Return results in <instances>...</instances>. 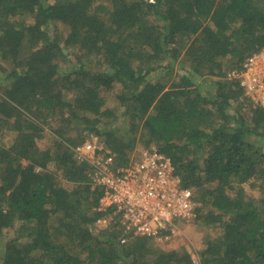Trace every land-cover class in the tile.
I'll list each match as a JSON object with an SVG mask.
<instances>
[{"label": "trees", "instance_id": "trees-1", "mask_svg": "<svg viewBox=\"0 0 264 264\" xmlns=\"http://www.w3.org/2000/svg\"><path fill=\"white\" fill-rule=\"evenodd\" d=\"M261 51L264 0H0V264H194L116 222L95 231L111 210L72 151L88 134L117 165L137 140L171 158L191 220L215 229L198 264H264V106L228 77ZM116 89L122 134L103 108Z\"/></svg>", "mask_w": 264, "mask_h": 264}, {"label": "built area", "instance_id": "built-area-1", "mask_svg": "<svg viewBox=\"0 0 264 264\" xmlns=\"http://www.w3.org/2000/svg\"><path fill=\"white\" fill-rule=\"evenodd\" d=\"M228 77L238 80L244 98L264 106V51L247 57L242 69L231 71ZM72 151L77 161L89 165L91 183L102 191L98 209H110L112 222L124 232L161 241L178 220L195 216L193 190L182 184L171 158L155 145L133 152L121 165L103 142L86 140ZM191 259L198 264L197 255L191 254Z\"/></svg>", "mask_w": 264, "mask_h": 264}, {"label": "rangeland", "instance_id": "rangeland-1", "mask_svg": "<svg viewBox=\"0 0 264 264\" xmlns=\"http://www.w3.org/2000/svg\"><path fill=\"white\" fill-rule=\"evenodd\" d=\"M49 28H51V25ZM69 59H72V56L69 57ZM212 89L213 86L211 85L210 82L205 81L201 83V90L203 93ZM117 91L118 89H116V91L114 90L113 92L111 90L104 93L105 104L103 105V108L115 109L116 113L113 116L111 115L110 117H107V121L110 122L112 121V119H115V125L119 127L118 131L120 132V134H122L124 130L122 118L121 117L116 118V115L119 112V109H117L118 102L115 97ZM65 96L67 98H71L72 95L66 93ZM11 139H12V134L5 133L0 136V143L2 145L7 146L9 145ZM85 139L87 141L103 142V137L92 134H88ZM49 142L50 140H48V136H46L45 140L41 144L46 145L47 143L49 144ZM134 148L135 150L133 152L142 149L143 141L137 140ZM242 186L246 192H249L250 194L257 196L258 191L254 186H252V182H246ZM103 219H105L104 222H100V223L97 222L95 224V231L105 228L113 220L110 215H106V217H104ZM214 230L215 229L212 226H206L205 224L199 221H194L191 219L178 220L174 230L168 233V237L161 241H156V245L162 249H180V250L185 249L190 254L197 255V251L202 247L203 239L206 238V236L212 233ZM14 231H15L14 229L3 231L2 242L4 243L7 241V239L11 238L14 235Z\"/></svg>", "mask_w": 264, "mask_h": 264}]
</instances>
